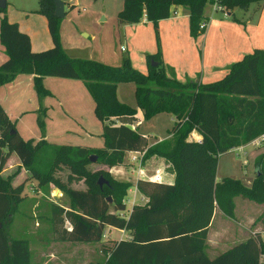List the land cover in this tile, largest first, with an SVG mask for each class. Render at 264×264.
Masks as SVG:
<instances>
[{
	"label": "trees",
	"instance_id": "1",
	"mask_svg": "<svg viewBox=\"0 0 264 264\" xmlns=\"http://www.w3.org/2000/svg\"><path fill=\"white\" fill-rule=\"evenodd\" d=\"M206 1L123 0L116 16L128 23L142 18L155 23L170 15L172 4H182L187 11L189 33L196 35L203 31L198 24L204 17ZM251 1L256 0L221 3L227 11L233 6L246 8ZM36 11L45 16L52 42L41 50L31 48L29 35L16 21H10L6 14L0 16V42L7 55L0 63V84L13 80L19 73H32L34 89L42 101L50 93L43 85L44 76L78 78L93 98L95 115L102 122L101 147L52 144L44 137L34 141L20 136L0 104V172L14 153L39 185L51 181L70 198V208L50 206L55 238L93 243L100 241L106 226L128 231L127 239L108 249L102 264H264V238L259 235L247 236L212 258L205 253L206 231L214 207L231 217L233 196L239 194L264 208V150L254 158V175L248 184L229 176L214 178L219 153L246 144L264 132V48L253 47L243 53L216 79L182 82L176 79L171 67L162 64L158 51L145 54L144 72L132 67L127 57L112 66L92 58L71 56L60 41L61 17L54 14V0H38ZM151 61L155 63L151 65ZM128 82L133 83V106L116 97V84ZM136 108L143 118L158 112L174 117L170 129L172 151L164 139L147 145L146 135L129 127V123L139 120ZM45 114L46 107L40 105L37 123L41 133L45 129ZM192 130L199 133V140L187 137ZM130 150H144L143 158L149 153L167 157L173 180L151 182L137 178L135 186L146 202L132 205L124 217L118 213L124 210L122 197L130 184L110 178L106 179L107 184L98 186L97 174L101 170L92 171L87 165L92 154L98 163L119 165L125 151ZM47 151H52L51 155ZM50 156L51 165L62 162L69 167L66 182L52 176L51 170L39 167ZM74 175L84 179L85 188L67 186ZM4 183L0 175V264H29L28 241L10 239L5 228L14 204L22 198L23 183L12 187ZM65 221L71 225L70 231L63 228Z\"/></svg>",
	"mask_w": 264,
	"mask_h": 264
},
{
	"label": "rangeland",
	"instance_id": "2",
	"mask_svg": "<svg viewBox=\"0 0 264 264\" xmlns=\"http://www.w3.org/2000/svg\"><path fill=\"white\" fill-rule=\"evenodd\" d=\"M68 1L70 2L69 4ZM122 1L123 0L66 1L64 5L65 15L61 17L59 22V35L61 44L70 49L68 51L70 55H77L74 52H78L83 57H91L92 59L112 66L119 65L121 59L127 57L130 65L136 69H143L145 67L144 62H140L141 54L139 52L143 54L146 48H152L153 52L158 51L160 57L162 40L160 42L157 22L144 23L139 20V23H128L118 20L116 13L121 8ZM261 2V0L251 1L246 8L233 6L227 9V11L230 12L227 15H223L219 10L212 11L211 13V8L206 3L203 6V12L211 13V18L218 20V23H214L213 25L217 34L219 30L227 31L230 29L228 24H223L224 21L237 22V24H242L241 22L243 21L246 23L247 29L251 35L258 32L260 34L259 37L264 39V4L260 9ZM176 6L186 10L182 4H172V9L174 7L176 8ZM37 7L38 0H6L5 8L0 9V16L6 14L10 21L17 22L16 19L22 17L25 13H38V15L44 19L41 13L36 11ZM204 17L203 19H206V17ZM209 17L208 15L207 18ZM29 20L31 25L36 27L38 33L42 36H44L45 33L48 35L46 25L45 23L44 25L41 23L39 17ZM163 27H167L166 21H164ZM199 34L189 35L191 38H194ZM130 36H132V39ZM163 41L167 43L169 37ZM120 46H123L122 50ZM194 49L197 68H199L202 59L201 41L195 42ZM207 49L208 44L206 43L205 56H207ZM146 53L148 52L142 55L143 59ZM121 89V93L117 90L118 97L132 106L135 105L132 95L133 83L128 82V85H122ZM54 97V95H51V97L48 98L56 102L57 100L53 99ZM135 114L140 120V124L135 127V129L140 133H145L144 135H147L148 142L154 139V142L164 139L163 142H167L168 148H170L171 151L173 150V138L170 132L173 123V120H171L172 115L167 112H159L151 117L143 118L138 108H136ZM45 118L46 114L44 116V119ZM112 122L115 123V121ZM190 132L188 136H191ZM74 141L75 140H70L66 136L61 139H54L55 143H77ZM148 142L147 145L154 143L148 144ZM263 150V144L255 146L253 143L249 142L219 153L216 162V174L218 175V179L222 176H229L239 179L243 184H248L254 175V158ZM47 153L51 155L50 153H52V151H47ZM128 158V154L124 153L123 162L120 165L108 166L96 161H91L87 165L92 171L97 169L101 170V173L97 174V177L100 175L104 179L111 178L118 183L127 182L130 184L122 197L124 210L118 213L120 216L124 217L132 205H142L145 203L143 194L137 189H134V191L132 188V183H134L136 178L135 171L132 167L135 166L131 164L130 168ZM142 161L148 173L151 169L159 165H162L164 170L172 172L170 162L167 157L162 154L149 153L144 156V158L142 155ZM51 162L52 157L50 156L49 159L42 160L39 167L43 171L51 170L50 174L52 176L66 182V177L70 173L69 167L62 162H55L52 165ZM0 175L6 182L4 183L6 187H12L23 183V190L21 192L22 198L18 203L14 204L10 216L5 221V228L10 239L23 238L28 241L30 247L29 264H102L106 259V252L108 249L111 248L115 242L128 238V231L106 226L98 242L80 243L58 241L55 238L50 223V206L51 204H57L65 208L71 207L70 198L64 189L58 188L51 181L47 185H39L38 180L20 163L18 157L14 153H11L6 160ZM86 185L84 179L78 175H74V177L67 182V186L76 188H85ZM216 209L218 208L216 207ZM249 217L253 220L254 226L247 229L246 235H259L261 238H264V208L261 204L252 200H247V198L239 194L234 195L231 219L227 218V221L238 228L239 226H236L237 224L246 226V220ZM66 226H69L67 221L64 222L63 228H66ZM236 233L237 232H235V234ZM235 237L237 238V236L228 237L229 241L225 244L224 249L242 240L234 239ZM206 240L207 238L205 237V253L209 258H212L215 255L209 252L208 249L212 246L210 247Z\"/></svg>",
	"mask_w": 264,
	"mask_h": 264
},
{
	"label": "crops",
	"instance_id": "3",
	"mask_svg": "<svg viewBox=\"0 0 264 264\" xmlns=\"http://www.w3.org/2000/svg\"><path fill=\"white\" fill-rule=\"evenodd\" d=\"M63 1L65 5L67 0ZM69 3L70 2L68 1V4ZM263 4L264 2L262 1L260 9L262 8ZM173 9L175 10L173 15H169L166 18L156 21L160 42L162 40V50L160 52L159 58L162 64L172 68L176 79L182 82L187 79L198 80L202 82L216 79L223 75L226 70V66L231 61L236 60L243 53L248 52V50L253 47L264 48V39L259 37L260 34L258 32L251 35L247 29L246 23L242 20V24L224 21L223 24H228L230 29L227 31L219 30V33L217 34L213 25L214 23H218V20L211 18L212 12L204 13L202 11L203 16H205L207 19L206 26L202 32L197 33H200L199 35L191 38L188 29L187 11L184 8H180L178 6H176V8L174 7ZM24 15L16 20L19 28L29 35L31 48L33 50H41L49 47L52 42L47 28L45 16L41 14L44 17L43 19L38 15V13H25ZM208 15L210 16L209 18H207ZM35 17H39V20L43 25L45 23L48 35L45 33L44 36H42L36 31V27L31 25L29 19H34ZM164 21L167 22L166 28L163 27ZM140 22L149 23L150 21L142 18ZM137 23H139V21ZM168 37L169 41L164 43L163 40ZM130 38L132 39V36H130ZM198 41H201L202 43V59L199 68H197L194 49L195 42ZM206 43L208 44V49L206 50L207 56H205L204 53ZM64 49L69 54L68 51L70 49L67 47H64ZM145 50V52L148 53L153 52V49L149 47ZM74 53L77 55L71 56L83 57L78 52ZM139 53L141 54L140 62L143 61L145 67L138 70L144 72L146 69L145 56L143 59L142 55L144 53ZM6 58L7 55L5 53V48L0 42V63ZM42 81L43 85L50 91L49 94L44 96L42 101L39 100L34 89L32 73H19L13 80L0 84V104L7 116L13 121L20 136L24 139L32 138L34 141L44 137L47 142L52 144H63L55 143L54 139H61L66 136L70 140H75L74 142L77 143L65 144L82 145L91 148L101 147L102 123L95 115L94 100L89 94L84 82L78 78L47 75L43 77ZM122 85H128V83L116 84V97L119 100L121 99L118 97L117 90H119L121 93ZM51 95L55 96L53 99H56V102L48 98L51 97ZM40 105L46 107L44 133H41L37 123V110ZM171 120H174L173 116H171ZM138 121L139 125L140 120ZM135 122L137 121H132L131 123L135 124ZM115 123H117V121ZM141 133L145 134L143 132ZM190 134L197 140L200 139V135L197 131L192 130ZM154 141L155 139L151 142H147L149 144ZM125 153L128 152L125 151ZM159 167H162V165H159ZM163 177L165 182H171L173 180V173L169 170H164ZM214 178L215 180L218 179L216 169ZM132 184V186H134V183ZM143 200L146 202V197L144 195ZM227 218L231 219L230 217H226L221 211L216 209V207L213 208L206 231V242L210 247L212 246L210 249H208L212 255H217L219 253L217 251L221 252L225 250V244L227 241H229V236H237V238L235 237L234 239L244 240L247 237V229L254 226L253 220L250 217L246 220V226L237 224L236 226H239L238 228L230 224L227 221ZM235 232L237 233L235 234ZM242 240H239V242Z\"/></svg>",
	"mask_w": 264,
	"mask_h": 264
},
{
	"label": "built area",
	"instance_id": "4",
	"mask_svg": "<svg viewBox=\"0 0 264 264\" xmlns=\"http://www.w3.org/2000/svg\"><path fill=\"white\" fill-rule=\"evenodd\" d=\"M206 3L209 5V7L211 8V12L215 11V10H219L221 11V13L223 15H227V11L225 9V7L223 6V4L221 3V0H207ZM175 13V10L174 9H171L170 10V15H173ZM206 22H207V19H202L199 24H198V28L199 29H204L205 26H206ZM120 49L122 50L123 47H120ZM139 121L135 122V124H132V123H129V127L130 128H135L136 125H138ZM188 138H191V139H194V140H197L195 137L193 136H188ZM253 143V145L257 146V145H260V144H263L264 145V132L256 135L254 138H252L250 141H248L247 143ZM128 153V162H129V165H130V168H131V164H134L135 167H132L133 170L135 171V180L137 178H141V179H145V180H148V181H151V182H159V181H164V177H163V174H164V168L162 167H154L153 169H151V171L148 173L147 170L145 169V166L143 165V161H142V155L144 153V150H130V151H127ZM134 189H137L136 186H135V181H134V186H133V190ZM135 191V190H134ZM53 194V193H52ZM61 194V193H60ZM67 224L69 226H66V229L68 231L71 230V225L69 224V222H67Z\"/></svg>",
	"mask_w": 264,
	"mask_h": 264
},
{
	"label": "water",
	"instance_id": "5",
	"mask_svg": "<svg viewBox=\"0 0 264 264\" xmlns=\"http://www.w3.org/2000/svg\"><path fill=\"white\" fill-rule=\"evenodd\" d=\"M6 6V0H0V7L4 8ZM54 14L57 17H63L65 15V6H64V1L63 0H54ZM155 62H150L151 65H153ZM90 160L95 161L96 160V155L92 154L90 155ZM107 184L108 181L104 179L102 176L97 177V184L98 186H101V184ZM59 190V189H58ZM107 202H110V197H106Z\"/></svg>",
	"mask_w": 264,
	"mask_h": 264
}]
</instances>
